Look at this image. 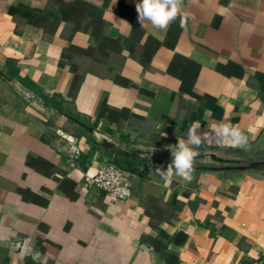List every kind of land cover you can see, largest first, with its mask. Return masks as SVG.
<instances>
[{
  "label": "crops",
  "instance_id": "1",
  "mask_svg": "<svg viewBox=\"0 0 264 264\" xmlns=\"http://www.w3.org/2000/svg\"><path fill=\"white\" fill-rule=\"evenodd\" d=\"M139 2L110 0L96 31L24 16L22 6L59 16L55 0H0V70L15 78L0 75V264L264 258L263 173L194 170L191 180H165L156 168L167 166L130 161L132 197L112 201L84 182L112 156L73 120L89 137L50 128L49 110L66 112L123 146L160 150L169 164L194 122L202 131L231 124L246 143H207L198 153L264 157V0H183L185 27L177 18L166 30L138 23Z\"/></svg>",
  "mask_w": 264,
  "mask_h": 264
},
{
  "label": "clouds",
  "instance_id": "2",
  "mask_svg": "<svg viewBox=\"0 0 264 264\" xmlns=\"http://www.w3.org/2000/svg\"><path fill=\"white\" fill-rule=\"evenodd\" d=\"M182 6L183 0H140L135 6L138 23L143 25L150 22L155 28L166 30L172 22L180 18V26L183 28L186 18ZM246 140L247 137L231 124H222L211 130L202 131L199 123L194 122L185 136L170 147L171 162L166 168L157 166L156 171L165 180L171 178L173 174L191 180L195 158L199 155L197 149L212 142L218 145L241 146Z\"/></svg>",
  "mask_w": 264,
  "mask_h": 264
},
{
  "label": "water",
  "instance_id": "3",
  "mask_svg": "<svg viewBox=\"0 0 264 264\" xmlns=\"http://www.w3.org/2000/svg\"><path fill=\"white\" fill-rule=\"evenodd\" d=\"M0 75L7 79L13 81L15 80L13 76L5 73L2 70H0ZM34 98L43 102V97L40 95H35ZM61 115L66 116L76 122L90 136L96 147L101 148L114 158L129 160L142 165H168V163L165 162L162 157V152L158 149L143 150L128 148L114 141L93 125L87 124L73 115H70L66 112L61 113ZM201 159L209 160L212 164H194V170L255 171L264 174V157H261L257 160L246 161L240 159L224 158L215 153L199 152V155L195 158V160Z\"/></svg>",
  "mask_w": 264,
  "mask_h": 264
},
{
  "label": "trees",
  "instance_id": "4",
  "mask_svg": "<svg viewBox=\"0 0 264 264\" xmlns=\"http://www.w3.org/2000/svg\"><path fill=\"white\" fill-rule=\"evenodd\" d=\"M109 1L110 0H105L103 5L98 6L87 0H55L58 5V10L60 11L59 16L51 13L52 11L48 9L26 8L24 6H22V9H26V12H24V16H26L29 21L34 22L36 24H43L44 27L47 26L48 22L64 20L74 22L76 24V30L77 28L81 27L84 29H88L91 26L94 28V30L101 31L105 26V22L102 19V13L103 10L107 7ZM17 10H19L18 7H12L10 9L13 14H15ZM65 57H67V54L64 55V58ZM66 65H68L72 69L74 68V65L70 62H66ZM12 72L16 76L19 83L22 84L26 89L34 93L38 92L35 84L32 81L27 78L20 77L16 71ZM75 79L76 78H74V80ZM44 100L51 109H57L60 110V112L64 111L61 103L56 102L53 98L45 96ZM188 129L189 128H186V131H188ZM166 139H169V136H167ZM111 161L120 166L124 171L127 170L126 165L128 163H132L130 161H123L121 159L114 158L113 156L111 157ZM263 260L264 258H261L257 261L254 259L246 258L242 262V264H264ZM27 264H31V261L28 260Z\"/></svg>",
  "mask_w": 264,
  "mask_h": 264
},
{
  "label": "built area",
  "instance_id": "5",
  "mask_svg": "<svg viewBox=\"0 0 264 264\" xmlns=\"http://www.w3.org/2000/svg\"><path fill=\"white\" fill-rule=\"evenodd\" d=\"M84 182L89 188L106 191L112 201H126L132 197V183L113 161H107L93 174H86Z\"/></svg>",
  "mask_w": 264,
  "mask_h": 264
},
{
  "label": "rangeland",
  "instance_id": "6",
  "mask_svg": "<svg viewBox=\"0 0 264 264\" xmlns=\"http://www.w3.org/2000/svg\"><path fill=\"white\" fill-rule=\"evenodd\" d=\"M48 119L50 122V128H53L54 131H56L58 128H61L59 133L63 137L69 138L70 135H77L81 137L87 138L83 131L75 124L71 119L68 117H62V115H59L55 111L49 110L48 112ZM194 164H212L209 160H195Z\"/></svg>",
  "mask_w": 264,
  "mask_h": 264
}]
</instances>
